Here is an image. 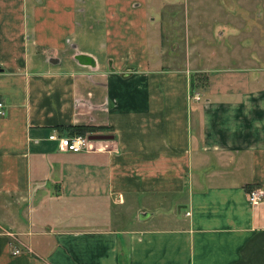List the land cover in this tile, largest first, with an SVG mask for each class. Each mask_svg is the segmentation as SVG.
<instances>
[{
    "label": "crops",
    "instance_id": "crops-1",
    "mask_svg": "<svg viewBox=\"0 0 264 264\" xmlns=\"http://www.w3.org/2000/svg\"><path fill=\"white\" fill-rule=\"evenodd\" d=\"M0 102V264H264V0H0Z\"/></svg>",
    "mask_w": 264,
    "mask_h": 264
},
{
    "label": "built area",
    "instance_id": "built-area-1",
    "mask_svg": "<svg viewBox=\"0 0 264 264\" xmlns=\"http://www.w3.org/2000/svg\"><path fill=\"white\" fill-rule=\"evenodd\" d=\"M199 99V96H195ZM4 114V104L0 102V115ZM50 140L57 142V147L60 151H70V152H81L88 148L89 137L87 135H72V136H61L53 131L49 135ZM264 197V193L259 188H254L248 191L249 202L254 204L261 201ZM19 252L17 249L13 253Z\"/></svg>",
    "mask_w": 264,
    "mask_h": 264
},
{
    "label": "rangeland",
    "instance_id": "rangeland-1",
    "mask_svg": "<svg viewBox=\"0 0 264 264\" xmlns=\"http://www.w3.org/2000/svg\"><path fill=\"white\" fill-rule=\"evenodd\" d=\"M171 8V7H170ZM170 8H165V10L167 11V9ZM175 18L179 17L178 15L174 16ZM176 24V26H173V24L170 25H165V40H164V50H166V52H169V47L172 43L173 40H176L173 45H179L180 39L184 38V29L183 23H180V20H173ZM182 22V21H181ZM190 30H193V26H190ZM214 45V44H212ZM178 52H180V54H183V47L181 46V50H180V45H179V49Z\"/></svg>",
    "mask_w": 264,
    "mask_h": 264
},
{
    "label": "trees",
    "instance_id": "trees-1",
    "mask_svg": "<svg viewBox=\"0 0 264 264\" xmlns=\"http://www.w3.org/2000/svg\"><path fill=\"white\" fill-rule=\"evenodd\" d=\"M100 131H104V127H99V126H92V125H77L73 127L70 131L71 134L69 135H87L93 136L96 134H99Z\"/></svg>",
    "mask_w": 264,
    "mask_h": 264
},
{
    "label": "water",
    "instance_id": "water-1",
    "mask_svg": "<svg viewBox=\"0 0 264 264\" xmlns=\"http://www.w3.org/2000/svg\"><path fill=\"white\" fill-rule=\"evenodd\" d=\"M109 137L110 136L104 135V134H96V135H93V136H89V139L90 140H94V139H107Z\"/></svg>",
    "mask_w": 264,
    "mask_h": 264
}]
</instances>
